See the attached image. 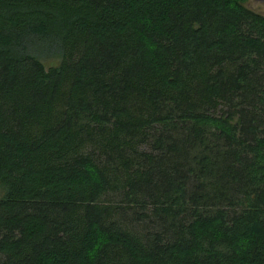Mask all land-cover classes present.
<instances>
[{"label": "trees", "instance_id": "1", "mask_svg": "<svg viewBox=\"0 0 264 264\" xmlns=\"http://www.w3.org/2000/svg\"><path fill=\"white\" fill-rule=\"evenodd\" d=\"M246 1L0 0V264H264Z\"/></svg>", "mask_w": 264, "mask_h": 264}, {"label": "rangeland", "instance_id": "2", "mask_svg": "<svg viewBox=\"0 0 264 264\" xmlns=\"http://www.w3.org/2000/svg\"><path fill=\"white\" fill-rule=\"evenodd\" d=\"M246 5L251 9L264 14V3L261 0H247ZM42 61L46 67L55 66L59 63V58L55 56L45 55ZM3 193V189L0 187V196Z\"/></svg>", "mask_w": 264, "mask_h": 264}, {"label": "water", "instance_id": "3", "mask_svg": "<svg viewBox=\"0 0 264 264\" xmlns=\"http://www.w3.org/2000/svg\"><path fill=\"white\" fill-rule=\"evenodd\" d=\"M264 3V0H261Z\"/></svg>", "mask_w": 264, "mask_h": 264}]
</instances>
